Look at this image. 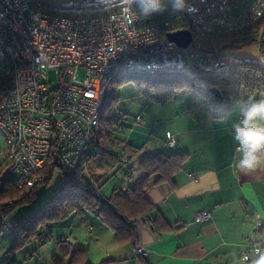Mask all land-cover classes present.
Wrapping results in <instances>:
<instances>
[{"label": "built area", "instance_id": "1", "mask_svg": "<svg viewBox=\"0 0 264 264\" xmlns=\"http://www.w3.org/2000/svg\"><path fill=\"white\" fill-rule=\"evenodd\" d=\"M190 2L196 9L188 14L192 40L180 47L168 34L181 29L164 30L170 23L141 25L140 18L123 15L119 5L62 12L31 0H0V131L7 140L2 179L30 192L48 165L76 168L98 141L104 92L114 75L183 74L196 86L211 89L215 86L205 80L227 76L235 65L264 71L254 54L216 46L222 33L259 25L255 44L264 53V0ZM50 69L60 74L55 88L48 81ZM66 73L72 75L69 83L63 81ZM217 89L226 103L225 90ZM141 122L138 115L135 123ZM117 130L122 131L121 124ZM166 144L175 148L176 136L167 132ZM210 218L209 211L195 215L196 221ZM256 231L264 237L259 219ZM60 240L69 241V235ZM258 243L261 238H249L241 255L250 254ZM138 252L147 254L144 247Z\"/></svg>", "mask_w": 264, "mask_h": 264}, {"label": "trees", "instance_id": "2", "mask_svg": "<svg viewBox=\"0 0 264 264\" xmlns=\"http://www.w3.org/2000/svg\"><path fill=\"white\" fill-rule=\"evenodd\" d=\"M140 21L141 25L158 26L170 23L169 26L164 28V30L169 31L178 29L192 30L188 14L171 15L169 12H165L153 15L147 19L140 18ZM257 28H259V25L239 32L222 33L218 36L216 46L223 50L238 51L253 42L255 43L257 35L255 34V29ZM262 46H264V42ZM262 75L264 76V71L257 67L238 64L231 68L227 76L208 79L205 82L208 85L225 90L226 97H229L230 100L229 109L233 101L231 97L232 90L240 92L244 89L249 95L264 94V77L262 78ZM129 80H134L139 89L145 94L157 93L167 100L177 98L185 92H191L196 89L202 91L212 100L219 101V98L211 92V89L195 88L193 86L194 82L183 74H117L112 76L104 92L98 141L92 144L83 154L76 168L70 169L61 163L50 164L43 170V180L30 192H24L23 189H19L11 182L2 179L4 170L0 164V219L4 221L3 223L0 221V227L7 224V217L17 206H30L37 200V189L42 185L49 184L55 169L61 171V185L51 193L45 205L32 215L24 217V221H17L13 224V227L18 229V232L14 234L13 242L9 249L11 254L14 249L22 246L24 242L33 236H38L42 239L44 235L38 234L36 228L38 225L41 227L47 226L53 221L66 217L71 212L96 214L112 230L119 245L130 243L132 246L137 247L138 220H142L149 225L153 232L158 235L173 229L158 212L157 208L146 198L145 193L149 186L150 177L154 174L159 175V181L173 182V176L180 170L186 158V153L177 152V147H175L174 151L170 150L172 152L152 153L143 151L139 159V165L144 171L143 175L138 177L131 186L123 185L121 188L114 189L106 199L102 197L100 192L102 175L96 172L95 167H99L105 160L111 161V163L116 165L119 164L118 167L127 165L125 169L126 175L131 174L128 178H133V173H130L129 163H131L133 155L137 153V149L128 146V144H123L124 149L121 155L116 157L113 152L116 143H122L121 140H118L117 133L123 132L128 122L123 114L114 115L116 85ZM224 112L220 111L215 114L216 116L223 115ZM120 124L122 125V131L117 130ZM126 150L130 153L128 154ZM123 157L127 158V163L122 162ZM124 186L125 189H123ZM60 238L57 241L59 245H68L69 241L64 242ZM63 262L64 258L55 260V263ZM69 263L91 264L88 260L87 252L83 249L75 250ZM138 263L151 264L140 253L138 254ZM7 264L18 263H16L15 257L12 256Z\"/></svg>", "mask_w": 264, "mask_h": 264}, {"label": "crops", "instance_id": "3", "mask_svg": "<svg viewBox=\"0 0 264 264\" xmlns=\"http://www.w3.org/2000/svg\"><path fill=\"white\" fill-rule=\"evenodd\" d=\"M229 101V97L226 103L219 98L212 111L196 122L186 118L189 125L166 130L165 134L176 136L177 152L186 153V158L172 183L152 175L145 196L173 229L158 235L138 220V244L132 246L136 264L140 247L146 248L144 257L151 264H233V257L241 255L249 238H261L256 225L258 219L264 223V170L245 175L231 166L237 144L230 129L240 115L232 117ZM220 111L225 112L216 116ZM132 123L127 122L126 127H133ZM165 134L142 145L140 156L143 151L168 152ZM140 156L138 169H134L137 178L144 173ZM202 211L211 212V218L196 221V213ZM69 239L68 244L72 237ZM73 252L63 263L53 264H70Z\"/></svg>", "mask_w": 264, "mask_h": 264}, {"label": "rangeland", "instance_id": "4", "mask_svg": "<svg viewBox=\"0 0 264 264\" xmlns=\"http://www.w3.org/2000/svg\"><path fill=\"white\" fill-rule=\"evenodd\" d=\"M238 52L242 55H253L257 52V45L253 42ZM264 77L263 75L261 76ZM71 73L64 75L63 81H71ZM48 81L50 86L55 88L59 85L60 74L54 69L48 71ZM195 88H199L193 84ZM228 96V95H227ZM264 98V94L249 95L242 89L240 92L231 91L232 97V117H239V112L235 105L237 101L245 100L249 97L258 99ZM217 101L212 100L200 90L185 92L177 98L170 100L164 99L157 93L145 94L142 92L134 80H129L116 85V100L114 102V115L123 114L126 121L135 122V118L140 115L142 122L132 123L134 126L125 128L123 132L117 133L118 140L113 148L114 155L117 157L122 154L123 144L134 147L137 153L133 155L129 163L130 173L133 178L129 179L126 175V166H119L105 160L98 167L96 172L102 175L100 180L101 195L108 198L114 189L121 188L123 185L131 186L137 179L136 163L142 150L141 146L155 141L158 134H165L167 129H176L189 121L185 119H194L193 122L203 115L210 113ZM141 125L143 129L138 128ZM181 125V126H180ZM189 125V124H186ZM202 123L200 124V126ZM157 127V131H156ZM155 130V132H154ZM159 131V132H158ZM170 150L174 151L167 147ZM7 152V140L0 131V164L5 169V154ZM129 154L130 152L126 150ZM61 185V171L55 169L52 178L47 185H42L37 189V200L30 206L19 205L7 217V224L0 227V264H7L14 256L18 264H53L57 258H67L69 252L77 249H86L88 251V260L91 264H136L135 257L132 255V245L130 243L119 245L115 240L112 230L106 226L96 214L68 213L66 217L53 221L47 226L38 225L39 235H44L42 239L33 236L22 246L13 250L11 254L9 249L12 245L14 234L18 229L13 227L17 221H24V217L32 215L43 207L55 189ZM72 237V242L68 245H59L58 239L62 235ZM47 235V236H46ZM69 236V237H70ZM262 237V235H261Z\"/></svg>", "mask_w": 264, "mask_h": 264}, {"label": "clouds", "instance_id": "5", "mask_svg": "<svg viewBox=\"0 0 264 264\" xmlns=\"http://www.w3.org/2000/svg\"><path fill=\"white\" fill-rule=\"evenodd\" d=\"M119 8L130 19H147L165 12L175 15L196 11L190 0H119ZM254 56L260 67L264 68V53L258 50ZM235 107L240 118L232 122L230 129L237 144L236 156L231 166L245 175L264 170V98L249 97L237 101ZM233 264H264V237H261V243L250 254L234 256Z\"/></svg>", "mask_w": 264, "mask_h": 264}, {"label": "water", "instance_id": "6", "mask_svg": "<svg viewBox=\"0 0 264 264\" xmlns=\"http://www.w3.org/2000/svg\"><path fill=\"white\" fill-rule=\"evenodd\" d=\"M34 3L40 4L43 7L53 10L69 12L73 10H98L103 8H111L119 5V0H31ZM170 42L175 43L180 47H187L192 40V34L189 30H180L168 34ZM211 92L220 98L221 94L215 87L211 88Z\"/></svg>", "mask_w": 264, "mask_h": 264}]
</instances>
